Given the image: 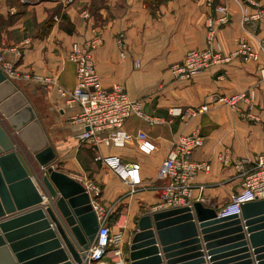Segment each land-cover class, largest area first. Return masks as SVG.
I'll use <instances>...</instances> for the list:
<instances>
[{
  "label": "crops",
  "instance_id": "1",
  "mask_svg": "<svg viewBox=\"0 0 264 264\" xmlns=\"http://www.w3.org/2000/svg\"><path fill=\"white\" fill-rule=\"evenodd\" d=\"M251 0H165L154 11L144 0H102L97 14L91 13V0H0V58L14 63L16 70L42 76L43 81H15L30 99L56 148L55 168L87 184L89 179L102 188L95 205H102L115 229L124 226L125 250L138 218L151 210L162 208L158 178L164 158L179 134L199 129L205 137L203 146L193 158L210 162L209 172H201L194 183L192 201L222 210L232 192L240 189V160L264 152V78L258 72L264 62V16L251 17L256 6ZM264 3V0H252ZM228 8L230 22L218 29L224 55H230L240 40L259 48V58L244 62L238 56L213 64L191 78H179L171 65L183 60L192 48L207 46L206 21L215 16L216 5ZM245 16L248 18L246 20ZM124 34V56L117 43ZM101 37L95 51L97 70L105 86L120 83L130 96L141 99L144 112L159 118L150 123L138 115L125 122L132 135L146 132L156 143L151 154H144L135 137L125 146L81 142L83 130L71 117L79 111L59 88L73 89L77 68L68 60L72 44L94 35ZM140 61L136 66L135 60ZM0 61V65H2ZM250 89L256 96L254 112L259 120L242 115L246 105L232 108L211 101V95L230 94ZM42 101V107H38ZM210 103L209 111L188 122L169 113L172 106H196ZM97 153L116 154L123 163L139 162L145 187L129 193L120 173L96 160ZM34 179V178H33ZM40 194L44 192L34 179ZM46 197H43L45 203Z\"/></svg>",
  "mask_w": 264,
  "mask_h": 264
},
{
  "label": "water",
  "instance_id": "2",
  "mask_svg": "<svg viewBox=\"0 0 264 264\" xmlns=\"http://www.w3.org/2000/svg\"><path fill=\"white\" fill-rule=\"evenodd\" d=\"M57 157L35 107L0 65V264L87 262L98 213L87 186L55 168ZM127 253L130 264H264V198L230 214L199 200L146 212Z\"/></svg>",
  "mask_w": 264,
  "mask_h": 264
},
{
  "label": "built area",
  "instance_id": "3",
  "mask_svg": "<svg viewBox=\"0 0 264 264\" xmlns=\"http://www.w3.org/2000/svg\"><path fill=\"white\" fill-rule=\"evenodd\" d=\"M256 6V11L251 17L264 16V3L250 1ZM217 15L207 18V46L204 48L189 49L183 60L171 65L172 73L179 78H191L194 74L205 70L213 64L230 60L232 56L240 57L244 62H250L259 58V48L247 40H240L237 47L230 55H224L218 29L230 22L228 8L225 5H216ZM246 20L247 18L245 16ZM117 43L124 56L125 38L120 33ZM101 44V37L96 34L83 42L72 44L68 60L74 62L77 68V81L73 89L59 88L62 96L68 97L73 104L79 106V111L71 119L83 126L79 134L81 142H89L97 150L100 144L116 147L125 146L128 140L135 137L138 148L144 154H151L157 148L156 143L144 131H139L135 136L125 129L126 120L132 115H138L150 123L159 121L157 117H151L144 112L141 99L130 96L124 86L115 83L105 86L97 70L95 51ZM260 49L264 50V39L261 40ZM1 66L7 75L13 80L43 81V77L30 73H19L14 63L0 58ZM136 66L140 61L135 60ZM258 72L264 78V62L259 64ZM211 101L232 108H241L245 104L243 116L259 120L254 112L257 105L256 96L250 90H242L230 94L211 95ZM210 109V103L205 102L196 106H172L169 113L188 122L194 117L203 114ZM205 137L199 129L187 134H179L174 140V146L162 161L158 178L164 181L161 189L162 208L191 204L194 183L201 172H209L210 162H200L193 158L194 151L203 146ZM96 160L108 166L111 170L120 173L124 183L128 186L129 193H135L145 187L139 162L123 163L116 154L102 155L97 153ZM240 175L242 177L240 189L229 196V203L221 210L223 214L241 211L243 202L264 198V152L256 153L250 159L240 160ZM93 197L95 209L99 217V229L94 242L88 250V260L83 264H130L128 253L125 250L126 236L124 226L119 225L115 229L110 222V214L102 205H95L97 199L102 196L101 186L89 179L85 184Z\"/></svg>",
  "mask_w": 264,
  "mask_h": 264
},
{
  "label": "rangeland",
  "instance_id": "4",
  "mask_svg": "<svg viewBox=\"0 0 264 264\" xmlns=\"http://www.w3.org/2000/svg\"><path fill=\"white\" fill-rule=\"evenodd\" d=\"M102 0H91L90 2V10L91 13L97 14V9L100 7V3ZM38 107H42V101H38Z\"/></svg>",
  "mask_w": 264,
  "mask_h": 264
},
{
  "label": "trees",
  "instance_id": "5",
  "mask_svg": "<svg viewBox=\"0 0 264 264\" xmlns=\"http://www.w3.org/2000/svg\"><path fill=\"white\" fill-rule=\"evenodd\" d=\"M146 5L148 6V8L152 9V10H156L158 8V6L160 5V3H162L165 0H144Z\"/></svg>",
  "mask_w": 264,
  "mask_h": 264
}]
</instances>
